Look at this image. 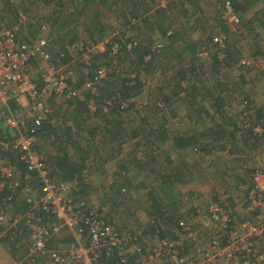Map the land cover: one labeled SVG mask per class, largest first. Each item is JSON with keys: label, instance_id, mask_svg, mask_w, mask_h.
Here are the masks:
<instances>
[{"label": "trees", "instance_id": "1", "mask_svg": "<svg viewBox=\"0 0 264 264\" xmlns=\"http://www.w3.org/2000/svg\"><path fill=\"white\" fill-rule=\"evenodd\" d=\"M0 1L4 5L0 9V22L8 27L19 25L20 32L17 38L19 43H30L45 30L44 33H47L48 38V53L52 55L53 60L67 64V68L73 72L75 86H81L85 79L92 80L96 70H105V77L93 91L84 88L81 99H71L64 106L54 105L51 118L53 120L41 124L32 132L35 138L33 149L43 156L48 177L54 181L73 182L77 189L73 193L89 202L91 200L88 192L89 170L93 167L97 168L99 164L103 167L108 161L116 158L118 147L138 138L140 140L135 142L136 146H139L141 142L148 143L150 151L154 152V147L159 148L160 145L170 141L172 149L179 157L178 162L183 168L158 173L155 168L158 162L155 154L145 153L144 159L132 157L119 166H114L112 176L117 177L118 180L113 178L109 184V190L102 195V202H99L97 206H94V203L90 204L89 207H94L105 225L115 228L119 236L125 238L130 245L140 243L146 246L147 242L152 244L156 240L178 242L177 249L180 255L194 258L198 247L203 245H197L201 236L196 229L199 228L205 235L207 233L209 238L205 243H209L210 237L214 234L210 229L209 208L210 205L216 204L228 218L227 226L220 236V246H227L229 232L233 227L244 222L242 220L238 223L235 220V212L231 211L238 203L237 200L234 201L236 198L215 197L205 206V211L201 209L199 212L198 208L191 204V197L184 200V197L180 196L175 204V202L165 203L164 199L160 198V194L167 185L185 186L183 173L186 170L190 179L197 177L195 171L189 168L185 154L195 157L192 160L200 165V162L207 161V155H218L219 149H224L227 156L238 157L236 158L238 162L236 168H239L236 172L239 178L238 186H244L246 193L253 189L256 163L249 164L244 158L247 150H256L257 143L264 139V107L256 106L254 100L248 98L247 95L234 92L229 96L231 100H237L240 105L244 104L243 110H239L237 116L232 106H227L222 94L230 88L231 82L228 80L220 83L219 78L214 75L217 76L219 71L226 72L228 69H233L235 72H249L254 67L252 60L249 64L242 63V60L249 59L242 54V49L237 43L240 40L238 36L248 35L251 39L249 48L256 49L251 55L257 60L259 56L264 60V52L260 51L261 46L257 42V38L259 39L261 33H264V0H219L218 3L213 0L205 2L204 0H162L163 3L159 2L155 7L152 6L153 0L151 2L149 0ZM226 2H229L239 19L234 26L239 29L240 33L232 31L230 24L223 17ZM216 3L217 8L214 9ZM206 5L212 6L210 8H213L215 15H210V12L205 11ZM113 6L117 7L115 14L121 16L123 24L111 21L108 27L100 25L97 21L106 11L114 13ZM89 17H92L90 23L94 27L97 26L98 33L96 34L95 30L84 24L83 18ZM222 34L225 36L224 45L220 47L213 39ZM105 40L104 50L91 53L86 61H81L78 57L75 59L73 51L76 53L77 43L82 42L83 46H86ZM202 51H207V55H200ZM206 66H209L211 70L205 71ZM78 71L81 75L76 79ZM261 72L263 73L264 70ZM155 77L159 81L150 87L149 83L155 80ZM240 77L242 78V75ZM211 80L215 81L216 84H212L214 86L209 85ZM145 91L148 92V96H145L147 104L143 105V101L142 103L136 102L135 98ZM150 91L157 94L151 104L159 113L158 126L146 132L135 127L130 134L125 136L122 134V125L133 123L128 112L136 114L138 109L146 108V105L149 107L148 103L152 96ZM90 104L94 106L93 110L90 109ZM1 107L0 111L4 110V113H9L5 107ZM8 107L10 111L17 110L15 102H10ZM242 113L243 117H241ZM113 115L117 120H110ZM104 116L108 117H105L102 123L97 122L95 126L87 124L91 119H101ZM169 122L175 124L185 122L187 129L178 133H169L171 130L166 126ZM198 124L202 125L201 131L198 129ZM257 127L262 131H256ZM83 130L93 135L100 133V140L82 141L81 131ZM11 134L7 128L2 127L0 119V138L11 141L13 139ZM99 141L104 150L100 148ZM227 141L230 148L224 144ZM240 141L241 143L238 144ZM157 142L160 143L159 146ZM111 143L116 145V150L114 146H110ZM216 143L219 149L213 151L210 146ZM45 146L47 150L43 149ZM102 151L105 152L104 157H102ZM98 157H100V163ZM0 158L15 165L21 178H24L27 169L17 153L0 147ZM208 160L203 170L210 171L212 168L222 170L215 167V159L208 158ZM96 163L97 166H95ZM198 165V174L205 173ZM130 167L137 170L136 175L145 171L146 178L153 176L152 180L158 182L159 188L151 186V182L146 180L140 181L139 185L134 187L132 182L134 176L128 175ZM30 175L31 181L26 183L40 190L43 184L41 178L36 172H31ZM138 187L144 191L143 196L145 194L148 202L145 201L139 206L142 213H146L148 217L145 230L140 225L143 223L136 211L132 213L127 209L128 215L123 220L121 219L122 221H116L112 219L110 213L113 212L112 208H109V212L104 210L108 202L112 203L115 208L119 207V202L123 201V197ZM223 190L221 195L226 194L228 189L225 187ZM185 192L189 195L193 194L190 190ZM4 193L5 191L1 195ZM11 194V208L15 212L25 211L29 206L26 199L17 192ZM247 198L246 205L251 201L249 195ZM178 205L183 206L181 212L178 211ZM256 210H249V212ZM202 214L208 219L206 224L195 221ZM130 218H132L131 223L128 222ZM135 222L139 226L135 225ZM18 228L21 230L20 233L19 230L13 231L12 229L3 236L0 234V240L8 241L9 247L14 252L21 251L23 256L27 253V229L23 225ZM260 239L264 237L253 238L252 241L259 243ZM21 240L24 242L21 243ZM260 243L263 244L264 241L260 240ZM65 245L62 242L56 246L53 238L47 242L49 249ZM252 248H255V245ZM263 251L262 248L257 251V254ZM106 252L101 251L98 258L99 264H121L118 247H113L109 253ZM124 258L126 264H136L140 256L137 252H127Z\"/></svg>", "mask_w": 264, "mask_h": 264}, {"label": "built area", "instance_id": "2", "mask_svg": "<svg viewBox=\"0 0 264 264\" xmlns=\"http://www.w3.org/2000/svg\"><path fill=\"white\" fill-rule=\"evenodd\" d=\"M224 9L226 22L237 24L239 19L229 2ZM19 28L17 24L8 27L0 22V106L9 112L1 110L0 119L2 127L7 128L13 137L11 141L0 138V147L17 153L27 172L23 180L15 165L0 158V234L3 236L12 229L17 231L20 225L27 229V253L24 256L27 264H99L101 251L109 253L113 247H118L121 264H126L124 254L127 252H137L140 259L136 264H189L190 258L180 255L178 242L156 240L152 244L147 242L146 246L128 244L115 228L105 225L94 207H89L93 204L91 200L86 202L85 198L73 193L77 190L73 182L54 181L48 177L43 156L33 149L35 138L32 132L41 124L53 120L54 105L64 106L71 99H81L84 88L93 91L105 77V70H96L92 80L85 79L81 86H75L73 72L67 64L53 60L48 53L45 30L32 42L19 43ZM224 38L222 34L213 40L223 47ZM76 45L75 59L78 57L86 61L91 53L104 50L106 40L86 46L82 42ZM200 55L206 56L207 51H202ZM249 62L242 60V63ZM10 102L16 103V111L8 109ZM89 106L94 109L92 104ZM255 130L262 131L259 127ZM255 167L249 198L253 207H259L264 199V158ZM31 172H36L41 178L43 184L40 190L26 183L31 181ZM16 192L26 199L29 206L25 211L12 213L11 193ZM209 211L210 229L214 234L207 243L208 247H198L195 263H260L261 256L256 255L255 248H252L257 242L252 239L264 237V220L244 221L233 227L228 234V245L221 247L220 236L228 218L216 204L210 205ZM63 230L70 232L72 241L64 247L47 248L48 240L57 237Z\"/></svg>", "mask_w": 264, "mask_h": 264}, {"label": "rangeland", "instance_id": "3", "mask_svg": "<svg viewBox=\"0 0 264 264\" xmlns=\"http://www.w3.org/2000/svg\"><path fill=\"white\" fill-rule=\"evenodd\" d=\"M10 1H18V0H10ZM148 1V0H147ZM155 1H157L155 3ZM162 0H153L152 2V6H156V4L159 2H161ZM205 1H210V0H204ZM213 1H216L217 3L219 2V0H213ZM19 2V1H18ZM149 2H151V0H149ZM24 3V2H23ZM217 3L214 7V9H216L217 7ZM4 7V5L1 3L0 1V9H2ZM114 7V10H113V14L111 12L108 13V11H106L104 13V15H102V17H100L101 19H99L97 22H100L99 24L102 26H107L108 27V24H110L111 21H115V22H119L121 24H123V19L121 20V16L119 17L117 14H115V11L117 9V7L113 6ZM212 7V6H210ZM208 5H206L204 7L205 11L206 12H210V15H215V12L213 10V8H210ZM105 10V9H104ZM42 11V10H41ZM38 12V11H36ZM92 19V17H89V18H83V20L85 21L84 24L88 27V28H91L92 30H95V34L96 32L98 31L97 29V26L94 27V25H92L90 23V20ZM201 20H204L201 18ZM206 24V23H205ZM92 25V26H90ZM82 27V26H80ZM230 28H232V31H239V29L237 27L234 26V24L230 25ZM199 32V31H198ZM98 33V32H97ZM240 33V31L238 32ZM237 33V34H238ZM47 34V33H46ZM236 34V33H235ZM236 37V36H235ZM240 38V40L237 42L238 45L240 46V48L242 49V54H244V56H246V59H249V61H253V65L254 67L252 68L251 71L249 72H245V71H241V72H235V70H227L226 72L224 70L222 71H219V73L216 75H214L215 77H218L219 78V82L222 83V82H226V81H230V88L227 89L226 91L222 92L223 94V97H224V100L228 105H231L232 108H233V111L234 113L238 116V113H239V110H243L244 108V104H241L237 101V100H231V98L229 96L232 95V93L234 92H238V93H241V95H247L248 98H252L254 100V104L256 106H263L264 107V72L262 73L261 71L264 70V60L259 56L258 60L256 57L252 56L251 54H253V51L256 50V49H251L249 48L251 45L250 43V37L248 35H243V36H238ZM233 38V37H232ZM257 42L259 43V45L261 46V50L262 52H264V33H261V37L258 39L257 38ZM73 54H75V51H73ZM252 57V58H251ZM205 71H210L211 68L209 66H206L205 68ZM81 74H79V71L77 72L76 74V79L79 78ZM240 75H242V78L240 77ZM156 79L155 80H151V82L149 83V86L153 87L154 84L156 82H158V78L155 77ZM163 81V80H162ZM215 81L211 80L209 81V85L210 86H214L212 84H214ZM216 84V83H215ZM232 89V90H231ZM151 90V89H150ZM230 90V92H229ZM259 94H258V93ZM147 91H145L144 93H142L141 95H138L137 98H135V101L137 102H141L143 101V105L147 104V100L145 99V96H148L147 95ZM255 93L257 94L255 95ZM150 94H152L151 98H150V95H149V98H150V101H149V107L146 105V108H140L138 109L139 113L137 112L135 114V112H128V115L131 117V119H133V123L131 124L130 122L129 123H126V124H123L122 125V128H123V132L122 134H125V136H127V134H130L131 133V130L135 127L137 128H141L142 131L146 132L148 130H151V128L153 127H157L160 120H159V113H157V110L154 108V105L151 104L152 103V100H154V97L157 95L156 92L153 91V93L150 91ZM148 98V97H147ZM235 99V98H234ZM57 105V104H56ZM182 105V104H181ZM57 106H60L59 104ZM181 107H184V106H181ZM235 108V109H234ZM105 117L107 118L108 116H104L102 117L101 119H91L89 120L87 124L89 125H92V126H95L96 124L95 123H102L103 120H105ZM155 117H157V120H155ZM241 117H243V113L241 114ZM125 118H127L125 116ZM143 118L145 120H143ZM115 120L116 119V116L113 115L110 120ZM117 120V119H116ZM209 121V119H207ZM150 121V122H148ZM184 121V120H183ZM207 124V123H206ZM100 125V124H99ZM103 125V124H101ZM105 125V124H104ZM110 125V124H109ZM209 125V124H208ZM167 127H169V130H171V132L169 133H178V132H182L184 130L187 129V125L185 124V122L181 123H177L175 124L174 122H169L168 124H166ZM198 129L199 131H201L202 129V125L201 124H198ZM210 126V125H209ZM205 130V128H204ZM98 131V130H97ZM238 135V134H237ZM81 139L82 141L83 140H89V141H95L97 139L100 140L101 136H100V133H95V135L93 134H88V132L86 130H83L81 131ZM208 140H210L209 138H207ZM140 139H135V140H131L130 142H127L128 144H125L121 147H118L119 150H117L116 152V158L112 159L111 161H108L103 167H101L99 164L97 168H94L93 169H90L89 172L90 174H88V185H89V188H88V192L90 193V199L91 201L94 203V205H98L99 202H102V195L104 192H107L109 189V184L112 182L113 178H117V177H113L112 175V170L114 168V166H119L120 164H122L125 160H129L131 159L132 157H136V158H141V159H144V154L147 153L149 154L150 153H153L156 155L157 157V165H156V171L158 173L161 172H168V170H177L178 168H183L180 163L178 162V159L179 157L176 155L177 153L172 149L171 145H170V141L169 142H165L163 145H160V143L158 144L157 142V145L159 146V148L157 147H154V152L150 151V145L148 143H142L139 145V146H136L135 145V142L136 141H139ZM129 141V140H128ZM100 142V143H99ZM98 144H100V148L102 150H104L102 144H101V141H99ZM91 143V142H90ZM240 142H238V144H240ZM44 144V143H43ZM146 144V145H145ZM224 144L226 145L227 144V148L229 147L230 148V145H229V142L227 141L226 143L224 142ZM258 145V148L256 150H247V154H246V157L244 158L246 160V162H248L249 164H254V163H258L261 159L264 158V139H261L260 142L257 143ZM110 146H114L115 150H116V145L114 143H111ZM263 148V149H262ZM44 150H47L46 146L43 148ZM210 149H212L213 151H215V149H219L218 147V143H216L215 145H211L210 146ZM107 149L105 148V151ZM218 151V150H216ZM218 155H207L206 157V162L202 161L200 162V165H198L195 161V160H192V156L191 155H187L185 154L186 156V160L189 164V168L190 169H193L195 172V174H197V178L200 177V175L198 174V171H197V165L198 167L202 168L201 170H203V168H206L209 160L208 158H210V160H214L216 162L215 164V167H219L220 169L224 170L225 172H231L232 174H234V179H233V188H227V193L226 194H222L221 195V192H223L224 190L219 186L220 184H218L216 182V188L218 189L217 191H215L216 193L212 192L211 194H209V196H214L216 195V197L220 198V199H225L229 196H231L232 198H236L237 200H239V203L240 205L237 203V205L231 209V211L235 212V220L239 222H241L242 220L244 221H250V220H253V221H256V220H264V199L262 201V203L259 205V207H253L252 203L250 202L249 205H246V202L248 200L247 196L249 195V193L247 192L246 193V190H245V187L243 186H238V183H239V179L237 180V176L238 173L237 172V169L239 168H236V166L238 165V162L236 160V158H234L235 155L233 156H227L226 154V151L224 149H219L218 151ZM105 152L102 151V157L105 156L104 154ZM98 161L100 160V157H98ZM231 158V160H229ZM195 159V157L193 158ZM199 159V158H198ZM172 162V163H170ZM98 163V162H97ZM97 163L95 166H97ZM100 163V161H99ZM196 163V164H195ZM223 163V164H222ZM109 164V165H108ZM131 168V167H130ZM182 170V169H181ZM207 169L203 170L205 172H210V173H213V168L212 170H208L206 171ZM94 171V172H93ZM220 171V170H219ZM88 172V173H89ZM92 172V173H91ZM137 170L135 168H131L129 171H128V175L129 176H134V178L132 179V182L134 183V187L138 186L140 181H143V180H146L147 182H151V186L155 187V188H159L158 186V182L157 181H153V176L151 177H148L146 178L145 177V171L144 172H139V174H137ZM156 175V174H155ZM183 175L185 176V179L183 182H185V186H181V185H167V187L164 188L163 190V193L166 195V197H171L173 199H179L180 196L184 197V200L187 199V197H191V195L187 194L185 191H188V187L186 186V182L187 180H190V175L188 173V171L186 170V172L183 173ZM132 178V177H131ZM195 179V178H194ZM193 179V180H194ZM200 179V178H199ZM118 180V178H117ZM191 181H189L190 183ZM188 183V184H189ZM150 184V183H149ZM148 184V185H149ZM192 184V185H191ZM190 185L189 188L193 187L194 190H196V188L201 184L200 180H195L194 182H192ZM219 187V188H218ZM138 189L139 192L137 191ZM216 190V189H215ZM138 192V193H136ZM144 191H141V188L138 187L135 191L132 190V192L129 194H127L126 196H124L123 198V201L122 202H119V207H116L113 206L112 203H109L108 204L106 203V206L104 207V210L109 212V208L113 209V212L111 211L110 213L112 214V219L114 218V220L116 221H122L124 219V217L126 215H128L127 212V209H129L128 211L130 212H134L136 211L138 216L142 218L143 216V219L146 220V217L144 214H141L142 211H141V207L140 204L144 203L146 201L147 203V200H146V197H145V194L143 196V193ZM145 192H147L145 190ZM185 192V193H183ZM136 193V194H135ZM186 195V196H185ZM200 195V193L198 194V196L196 195L195 197H193L194 199L198 198ZM247 195V196H246ZM201 196V195H200ZM203 197V196H202ZM204 200V199H203ZM248 206V207H247ZM257 209L255 212H249V210H255ZM13 210V209H12ZM11 210V212L13 213V211ZM140 214V215H139ZM132 215V214H131ZM133 217V216H131ZM122 219V220H121ZM131 220L132 218H130L128 220V222L131 223ZM144 220V221H145ZM204 220V221H203ZM208 221L207 217L204 216V218H202V224H206V222ZM195 223V221H194ZM197 224V223H196ZM209 224H207L208 226ZM205 240V238L203 239ZM202 240V241H203ZM262 241H264V239H260ZM260 240H259V243L257 242L255 244V254H257V251L260 250V249H264V243H260ZM24 241L21 240V243H23ZM200 242V241H199ZM206 245H202V247H205L207 246L208 247V244L205 243ZM5 245H8V241L5 243ZM206 248V247H205ZM261 254V255H260ZM260 254H257V255H260L261 259H260V263H257V264H264V251ZM16 256V258L19 259L20 261V264H27L26 261H24V256H22L21 254V251L20 252H16L14 254ZM15 258V259H16ZM189 264H196L195 262V256L194 258H190L189 260Z\"/></svg>", "mask_w": 264, "mask_h": 264}, {"label": "crops", "instance_id": "4", "mask_svg": "<svg viewBox=\"0 0 264 264\" xmlns=\"http://www.w3.org/2000/svg\"><path fill=\"white\" fill-rule=\"evenodd\" d=\"M161 3H163V1H161ZM160 3V4H161ZM223 164V163H222ZM213 173H210V172H205L203 174L200 175V179L195 177V179H190L186 182V186L188 187L187 190H190L193 194L191 195L192 196V202L191 204L195 205L197 208H198V211L200 212L201 209H204L205 211V206H207L211 201L214 200V198L216 197V195L214 196H209V194H211L212 192L216 193L215 191H217L218 189L216 188V182L218 184H220L219 186L223 189L225 187L227 188H233V179H234V174H232L231 172H225L223 170H213L212 171ZM239 178L237 177V180ZM195 180H200L201 184L196 188V190H194L193 187L189 188L190 185L192 182H194ZM189 181H191L189 183ZM189 183V184H188ZM192 185V184H191ZM184 187V186H183ZM219 188V187H218ZM216 189V190H215ZM184 193V192H183ZM200 193L199 197L194 199L193 197H195L196 195L198 196V194ZM203 196V197H202ZM160 198L164 199V202L165 203H172V202H175V204H177L178 200L176 199H173L171 198L170 196L169 197H166V195L164 193L161 192L160 194ZM204 199V200H203ZM237 200V199H234V201ZM161 201V199H160ZM238 204L240 205L239 203V200H237ZM148 203V202H147ZM180 203V202H179ZM178 203V204H179ZM247 205H249L247 203ZM183 206L181 205H178V211L181 210ZM248 207V206H247ZM13 209V208H11ZM13 212L14 209L12 210ZM181 212V211H180ZM141 214H144V213H141ZM140 215V214H139ZM145 217H146V220L143 219V216L141 218V216L139 217L141 222L143 224H140L141 227L143 228V230L146 229V226H145V222L147 223V220H148V217L146 215V213L144 214ZM202 218H204V215H200L196 218L195 221H198V222H202ZM145 220V221H144ZM204 221V220H203ZM207 223V222H206ZM135 225H138L136 222H135ZM133 226V225H132ZM139 226V225H138ZM134 227V226H133ZM203 227V226H201ZM196 231H198L197 233L199 234V236H201V239H199V241L197 242V245H201V244H205V242H207L208 240V235L206 237L205 234H203L202 231H200L199 228L196 229ZM205 235V236H203ZM198 237V236H197ZM72 238L71 234L69 231L67 230H63L61 232L60 235H58L57 237L53 238L54 239V244L57 246V245H60L62 242L64 244H66L65 246H67V244L70 242V239ZM205 238V240H203ZM203 240V241H202ZM5 241L4 240H0V264H20V261L18 258H16V256L14 255L16 252H14L10 247L9 245H5ZM28 243V242H27ZM61 247V246H60ZM261 255V254H260ZM16 258V259H15Z\"/></svg>", "mask_w": 264, "mask_h": 264}]
</instances>
